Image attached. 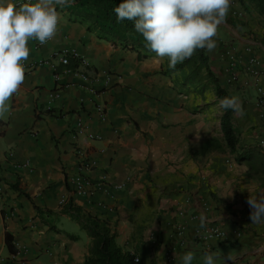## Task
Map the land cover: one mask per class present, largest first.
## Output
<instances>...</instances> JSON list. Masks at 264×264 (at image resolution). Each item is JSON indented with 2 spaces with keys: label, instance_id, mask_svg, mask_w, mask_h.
I'll list each match as a JSON object with an SVG mask.
<instances>
[{
  "label": "crops",
  "instance_id": "crops-1",
  "mask_svg": "<svg viewBox=\"0 0 264 264\" xmlns=\"http://www.w3.org/2000/svg\"><path fill=\"white\" fill-rule=\"evenodd\" d=\"M245 3L244 17L229 9L207 52L221 87L245 111L232 114L234 152L211 90L189 89L165 71L166 57L122 48L88 31L68 6L57 8L56 35L28 42L24 83L0 115V264H85L91 237L69 204L108 220L116 243L145 264L167 257L179 264L186 252L193 264L205 253L216 254L217 264H264V225L252 224L247 203L264 193V169L255 157L238 159L264 140V0ZM64 50L74 53L67 65L58 59ZM81 59L99 78L96 94L79 76ZM78 149L94 162L91 194L70 184ZM214 226L226 237L203 239Z\"/></svg>",
  "mask_w": 264,
  "mask_h": 264
},
{
  "label": "clouds",
  "instance_id": "clouds-1",
  "mask_svg": "<svg viewBox=\"0 0 264 264\" xmlns=\"http://www.w3.org/2000/svg\"><path fill=\"white\" fill-rule=\"evenodd\" d=\"M74 0H0V115L8 111L7 101L25 80L28 42L45 44L57 32V8ZM231 0H121L114 8L118 21L133 22L156 57L168 59V67L190 59L196 50L213 52L217 29L225 22ZM221 112L231 111L243 117L245 111L238 96H224L218 101ZM247 203L254 225H264V193L250 194ZM201 227L204 219L201 217ZM191 252L184 253L179 264H193ZM214 253H205L201 264H217Z\"/></svg>",
  "mask_w": 264,
  "mask_h": 264
},
{
  "label": "trees",
  "instance_id": "trees-1",
  "mask_svg": "<svg viewBox=\"0 0 264 264\" xmlns=\"http://www.w3.org/2000/svg\"><path fill=\"white\" fill-rule=\"evenodd\" d=\"M120 2L121 0H74L68 9L88 31L95 32L98 37L110 39L122 48L135 50L142 56L155 54L146 46L143 36L135 31L132 21L117 20L113 10ZM165 66L166 72L178 74L181 82L191 90L199 93L211 90L218 100L230 96L226 89L221 87L216 74L211 69L209 55L205 50H196L190 59L178 63L174 69L168 67L166 58ZM232 114L231 111L223 112L221 131L227 147L234 152L237 136L232 124ZM251 157L260 161L264 169V148L260 144L252 145L238 154V159ZM65 208L73 214L91 237L85 264H145L142 256L123 250L116 243L115 231L111 229L108 220L85 213L72 204Z\"/></svg>",
  "mask_w": 264,
  "mask_h": 264
},
{
  "label": "built area",
  "instance_id": "built-area-1",
  "mask_svg": "<svg viewBox=\"0 0 264 264\" xmlns=\"http://www.w3.org/2000/svg\"><path fill=\"white\" fill-rule=\"evenodd\" d=\"M18 4L25 2V0H18L16 1ZM71 55H74V53H71L70 50H64L58 53V59L59 62L67 65L69 63V57ZM46 61H41V63H45ZM25 67H26V62H24ZM260 62L255 56V54H251L249 56V65L252 73L255 76L259 75V71L257 67L259 66ZM80 66L84 68L82 72L79 73V76L81 80L87 84L85 85L88 90L96 94L97 93V84L99 81L98 76L93 75L90 72H87V69L90 67V64L88 61L85 59L80 60ZM109 76L106 77L105 79V84L108 82ZM260 104H264V96H262L259 100ZM105 105L103 103H98L95 105V113L99 115L100 118H103L105 115ZM84 131V128L82 127V124L79 122L78 123V134H82ZM93 137L98 138V135H94ZM91 137V138H93ZM259 144L264 148V140H261ZM76 153L79 157V172L78 174L71 179V186L73 188L74 193L78 195H84V194H91L93 193V181L92 179L89 178L88 172L92 169L94 162L89 158V156L85 153L84 150L78 149L76 150ZM227 163H230V159L226 160ZM227 233L225 230H223L221 227L214 226L209 229H206L204 232H202L201 236L203 239H212V238H218V239H223L226 237ZM165 264H173V261L170 257L166 258Z\"/></svg>",
  "mask_w": 264,
  "mask_h": 264
},
{
  "label": "rangeland",
  "instance_id": "rangeland-1",
  "mask_svg": "<svg viewBox=\"0 0 264 264\" xmlns=\"http://www.w3.org/2000/svg\"><path fill=\"white\" fill-rule=\"evenodd\" d=\"M246 6L245 0H231V5L230 8L231 9H235L233 10L235 12V14H237L238 16L244 17V7ZM235 7V8H234ZM232 12V13H234Z\"/></svg>",
  "mask_w": 264,
  "mask_h": 264
}]
</instances>
